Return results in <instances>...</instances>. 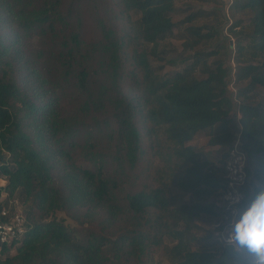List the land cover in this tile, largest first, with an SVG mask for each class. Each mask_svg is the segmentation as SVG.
Returning a JSON list of instances; mask_svg holds the SVG:
<instances>
[{"label":"trees","instance_id":"1","mask_svg":"<svg viewBox=\"0 0 264 264\" xmlns=\"http://www.w3.org/2000/svg\"><path fill=\"white\" fill-rule=\"evenodd\" d=\"M91 3L98 8L100 37L85 41L84 10ZM104 3L0 0V24L11 31L6 37L0 31V178L7 181L0 185V224L10 220L2 213L4 193L18 194L28 207L24 235L10 244L0 240V264H157L149 253L152 244L163 245L169 264H226L216 262L224 249L210 240L211 234L205 239L195 234L196 219L216 214L212 197L223 184L237 131L235 106L250 164L245 202L264 191V0H232L229 5L230 30L237 37L238 103L230 95L229 68L218 56L219 46L195 51L189 67L172 77L158 74L149 61L161 41L199 13L178 23L174 0ZM192 31L195 42L217 33L211 27ZM133 42L132 57L141 74L133 69L125 87L129 77L123 52ZM95 76L105 85L102 93L94 92ZM72 88L81 100V115L67 118L62 102ZM143 128L156 153L174 159L171 180L181 193H191L193 202H173L179 194L160 180L128 193L120 203L119 184L109 167L136 166L144 153ZM82 140L93 168L71 162L66 148ZM82 206L107 216L97 228L82 232L57 214ZM124 209L145 226L112 232ZM164 237L173 243H164ZM254 259L243 249L231 262L253 264Z\"/></svg>","mask_w":264,"mask_h":264},{"label":"rangeland","instance_id":"2","mask_svg":"<svg viewBox=\"0 0 264 264\" xmlns=\"http://www.w3.org/2000/svg\"><path fill=\"white\" fill-rule=\"evenodd\" d=\"M105 2L107 6L109 0H101ZM227 0H174L176 12L174 14V20L176 22L184 21L189 15L192 16L196 13H199V16L191 22H183L178 27L174 29V36L167 38L164 41L159 43L157 50V55H149V61L152 67L158 74L172 77L176 71H182L192 62L191 56L195 51L205 50L208 51L219 46V57L225 59V63L229 68L228 82H233V77H231L232 72V58L235 51V43L237 42V37L230 30V25L232 19L230 18V12L226 9ZM98 11V8L94 3L89 4L85 10V22L83 25V37L85 41H95L100 37V28L98 27V22L96 19L95 13ZM122 19L125 20V16L121 15ZM203 27L206 29L210 28L216 30L217 33L214 34L210 39H203L201 41L195 42L194 36L189 35L194 28ZM188 29V31H187ZM0 31L3 33V36L6 37L11 31L6 27L5 24H0ZM181 34H185V37H180ZM197 37V36H196ZM151 45L148 46L150 49ZM135 48L134 42L132 44H127L124 48L123 58L125 62V67L128 73L129 80H125L123 86H129L131 82L130 72L133 69L137 70V73L140 75L141 70L138 64H135L133 61L132 53ZM200 69L195 70V74L199 75ZM94 80V92L102 93L105 91L103 88L102 78L100 76H95ZM107 86V85H106ZM235 87L238 89V86L235 84ZM125 89V88H124ZM69 91L65 92V97L62 102V109L64 116L67 118H72L77 115H81L79 109L81 108V100L76 94L75 90L68 89ZM126 90V89H125ZM230 95L233 96V92L230 90ZM106 97V96H105ZM105 100H107L105 98ZM105 105L111 109L109 102H105ZM238 108L235 106L234 116L237 115ZM83 115V114H82ZM107 114H103L101 117H105ZM92 119L86 120V125H91ZM90 123V124H88ZM142 127V125H141ZM146 128L142 129L143 135L141 140V146L144 150L143 155H141L138 163L135 167L130 168L129 166L122 168L116 163L113 166L109 167V172L117 184H119L118 197L120 203L123 204L122 200L126 197L128 193H133L139 191L147 184H157L160 180H165L170 184L171 193L179 194V197H172L178 203L186 201L193 202L194 197L191 193H181L177 186L172 182V175H170V165L174 163V159L168 160L163 159V154L159 155L156 153V145L152 142L150 137L147 136ZM85 140L79 141V144L76 147L66 148L72 153L71 162L74 163L75 167H92L91 161L87 160L86 149H85ZM107 141V140H106ZM104 141L103 143H105ZM121 168L119 175L116 176L115 171ZM250 168V164H249ZM170 171V173H169ZM7 181L3 178H0V185H5ZM250 189V174L249 180L246 187V192ZM2 201L7 203V208L10 210L22 212L25 216L27 204L24 203L23 198L18 194H15L13 197H8L7 193H4L1 198ZM212 201L215 204V210H218V204L220 201V194L216 197H212ZM59 216H63L66 219V222L70 226H75L84 232L86 229L97 228L99 220L104 218L106 213L103 210L98 208H92V206H82L75 207L71 209H66L65 211H59L57 213ZM212 214H202L196 219V223L199 225L195 229V234H198V237L205 239L209 234V225L211 220H213ZM27 220V217H26ZM144 225V220H141L134 216L132 212H129L127 209H124V212L120 213L117 221L114 223V228L110 229L112 232L119 231L120 229L127 230H137L141 229ZM116 235V234H115ZM212 240V238H210ZM164 243L171 244L173 243L172 239L168 237L163 238ZM150 247L149 253L152 258L156 261L157 264H169V257L167 253L163 252V245L157 246L152 244ZM11 252H15V248H12ZM136 261V259H134Z\"/></svg>","mask_w":264,"mask_h":264},{"label":"built area","instance_id":"3","mask_svg":"<svg viewBox=\"0 0 264 264\" xmlns=\"http://www.w3.org/2000/svg\"><path fill=\"white\" fill-rule=\"evenodd\" d=\"M232 0H227L226 9ZM232 60L233 82L229 83V91L233 92L235 103L239 102L237 88L235 87L236 63ZM241 124L237 123V131L224 164L223 184L219 189L220 201L213 221L209 225V232L223 249L229 245L228 239L233 232L235 217L243 211V204L247 199L246 187L249 180V156L242 145ZM3 215L10 216V220L0 224V240L10 244L15 238H20L25 232L26 216L22 212L11 210L6 206L2 210ZM231 245V244H230ZM243 249H240L241 252Z\"/></svg>","mask_w":264,"mask_h":264},{"label":"clouds","instance_id":"4","mask_svg":"<svg viewBox=\"0 0 264 264\" xmlns=\"http://www.w3.org/2000/svg\"><path fill=\"white\" fill-rule=\"evenodd\" d=\"M228 243L236 251L246 249L252 254L253 264H264V191L235 217Z\"/></svg>","mask_w":264,"mask_h":264},{"label":"water","instance_id":"5","mask_svg":"<svg viewBox=\"0 0 264 264\" xmlns=\"http://www.w3.org/2000/svg\"><path fill=\"white\" fill-rule=\"evenodd\" d=\"M235 256H237V252L234 250L233 246L229 244L224 247L222 256L217 258L216 262H225L226 264H232L231 260Z\"/></svg>","mask_w":264,"mask_h":264},{"label":"crops","instance_id":"6","mask_svg":"<svg viewBox=\"0 0 264 264\" xmlns=\"http://www.w3.org/2000/svg\"><path fill=\"white\" fill-rule=\"evenodd\" d=\"M233 117H234V122L237 124V123H239L240 121H239V118H240V112L239 111H237V115H236V117L234 116V113H233ZM250 204L249 203H244L243 204V210H246L247 209V207L249 206ZM212 214V213H211ZM213 217H215V214H213L212 215ZM214 219V218H213ZM213 220H211V222H212Z\"/></svg>","mask_w":264,"mask_h":264}]
</instances>
